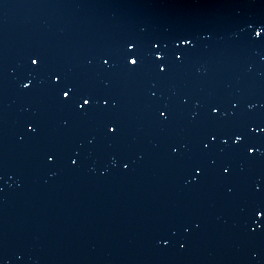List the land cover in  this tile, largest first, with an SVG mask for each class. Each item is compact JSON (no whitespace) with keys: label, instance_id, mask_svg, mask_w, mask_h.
<instances>
[{"label":"water","instance_id":"water-1","mask_svg":"<svg viewBox=\"0 0 264 264\" xmlns=\"http://www.w3.org/2000/svg\"><path fill=\"white\" fill-rule=\"evenodd\" d=\"M0 264H264V0H0Z\"/></svg>","mask_w":264,"mask_h":264},{"label":"snow or ice","instance_id":"snow-or-ice-1","mask_svg":"<svg viewBox=\"0 0 264 264\" xmlns=\"http://www.w3.org/2000/svg\"><path fill=\"white\" fill-rule=\"evenodd\" d=\"M259 35H260V33H259ZM32 63H33V64H35V63H36V61H35V60H33V61H32ZM131 63L135 64V63H136V61H135V60H132V61H131ZM65 95L67 96V93H65ZM85 103H88V101H85Z\"/></svg>","mask_w":264,"mask_h":264}]
</instances>
